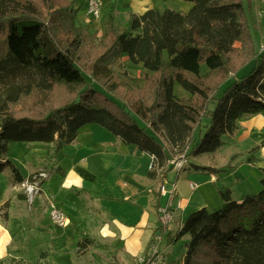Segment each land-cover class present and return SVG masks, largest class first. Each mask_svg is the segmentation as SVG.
Instances as JSON below:
<instances>
[{"label":"trees","instance_id":"obj_1","mask_svg":"<svg viewBox=\"0 0 264 264\" xmlns=\"http://www.w3.org/2000/svg\"><path fill=\"white\" fill-rule=\"evenodd\" d=\"M183 1L191 4L186 13L128 12L123 29L111 8L95 45L71 27L82 8L76 0H0V170L21 184L9 144L45 145L57 155L82 127L97 125L148 155V176L172 171L170 160L184 151L190 167L213 172L191 159L223 151L240 120L264 113V50L257 53L249 29L244 4L252 0ZM123 57L141 68L138 76L113 67ZM176 83L188 98L174 94ZM261 174L258 193L233 199L220 187V209L186 215L172 241L189 239L171 264H264ZM93 243L82 234L74 246Z\"/></svg>","mask_w":264,"mask_h":264},{"label":"crops","instance_id":"obj_2","mask_svg":"<svg viewBox=\"0 0 264 264\" xmlns=\"http://www.w3.org/2000/svg\"><path fill=\"white\" fill-rule=\"evenodd\" d=\"M162 1L121 0L122 4H128L127 12L135 14H142L150 8L172 10L168 7L160 9ZM185 3L179 5L178 12L186 13L191 8V4ZM188 97L182 95L179 98ZM239 122L237 127L240 124L241 133L237 140L234 136L224 138L229 149L234 146L240 150L250 142L252 150L264 141L262 116ZM160 141L163 142L161 138ZM14 144H9V148ZM19 145L27 150V159L16 162L10 155V149L7 155L24 179L39 171L47 172L48 178L39 180L38 194L29 202L20 184L13 182L10 169L4 167L0 170V208L6 205L0 211V264H134L136 258L145 253L157 228V210L164 206L159 189L173 170L165 175L163 170L162 174L155 176H148L149 168L145 173L134 171L131 165L135 161L148 159L150 164L151 158L133 146L123 145L97 125L81 128L73 143L57 155L52 147L45 145ZM261 153L262 156L257 155L263 159L262 163L256 166L263 170L264 147ZM200 156L191 161L206 167V161ZM233 166L231 163V168ZM184 171L186 177L195 174L202 178L203 174L206 175V172L196 170L188 163L176 174L174 182ZM191 191L192 195L187 199H182V192L179 195V191H176L181 209L175 211L173 222L179 220L178 229L187 212L209 209L203 197ZM241 192L243 194L245 191ZM51 204L66 215L68 226L61 228L51 223ZM151 217L154 223H151ZM149 225L151 235L141 247ZM73 230L77 236L73 235ZM170 232L169 229L167 233ZM82 234L93 240V246L84 250L74 246L75 238L79 239Z\"/></svg>","mask_w":264,"mask_h":264},{"label":"rangeland","instance_id":"obj_3","mask_svg":"<svg viewBox=\"0 0 264 264\" xmlns=\"http://www.w3.org/2000/svg\"><path fill=\"white\" fill-rule=\"evenodd\" d=\"M109 4V2H112ZM78 4H82V0H76ZM110 0L105 2L103 0V8H102V15L99 20L93 22V21H87L85 14H84V8L82 5L81 10L76 16V19L72 22L71 27L74 28V31L80 32L86 31L90 38L93 39V42L95 45L99 44V40L101 38V34L103 32V26L104 23L107 20L108 11L111 9L114 13H116V21L120 28H124L126 21L128 20V12L129 9L128 4L126 5L125 2L122 4L121 0ZM183 0H163L159 7L160 9H163L165 7L171 8L173 11L178 12L180 4H183ZM187 4V3H185ZM180 5V6H179ZM244 7L246 9L247 13V19L249 22V29L250 33L253 39V43L255 45L257 53L260 51L261 48H264V5L256 0H252L251 7L247 5V3L244 4ZM124 11H120V10ZM183 13V12H182ZM113 67L117 70H123L129 73L131 76H138L140 72L142 71L139 66H133L131 65L126 57L121 58L116 64L113 65ZM253 67V64L247 65L241 72H239L238 76L246 75ZM208 72L205 66L201 67V73L204 74ZM230 76L233 78L232 74ZM174 94L177 97H181L182 95L188 96L186 92L182 90V88L176 83L174 85ZM258 116H262L264 118V113L256 114L253 116H249L250 120L256 119ZM246 119V118H244ZM243 119V120H244ZM240 123V122H239ZM87 126V125H85ZM84 126V127H85ZM83 128V127H82ZM239 133H241V127L240 124L237 127V130L234 134V137H239ZM20 143H15L14 146L11 147V149L8 146V150L10 149V155L13 157V159L20 163L19 161H22L24 159H27V150L21 149ZM264 141L260 142L255 146L252 150H257L255 153L251 154L249 156V153L251 152V144L250 142H247L241 149L239 150L238 147H232V148H225L223 151L216 153V154H205L200 156L203 161H206V167H212V171H208L210 174H206L202 176V178L199 175L191 174L188 177H186L187 173L184 171L179 176V180L174 182V178L177 173L176 171H172L168 174V179L165 180L163 183H174L176 191H179V195L182 192V199H187L192 195V191L188 187V183L191 182L196 185L195 192H198L201 197H203L206 204H208V211L213 212L215 210L220 209L222 207V201L218 197L217 194V188L220 187H229L232 192V198L233 199H239L245 194L253 193L256 194L260 191V179L263 177L261 174V170L256 166V164L259 162L262 163V158L258 157L262 156V153L260 154V150L262 147H264ZM250 149L249 151H247ZM7 150V151H8ZM239 151L245 152L240 153ZM238 152V153H237ZM251 157L252 160H255V163H248L247 159ZM192 160V159H191ZM257 161V162H256ZM231 163L234 165L233 168H231ZM149 162L148 159H141L138 161H135L134 164L131 165L132 169L136 172L145 173L147 171V168H149ZM235 168V170H234ZM181 172V171H180ZM237 172V173H236ZM235 173V174H232ZM215 178V179H214ZM216 180V182H213ZM234 186V187H233ZM233 187V188H232ZM241 191H245L243 194ZM241 193V194H240ZM239 195V196H238ZM161 203L165 206L167 203L168 195H162L161 196ZM178 203V198L175 200L174 204ZM181 204L182 201H181ZM220 205L218 207L217 205ZM191 212H187L186 215H188ZM151 223H154L153 217L150 218ZM178 226H179V220L174 221L169 229L171 232L166 234L162 238V245L161 248L164 250L165 253L169 255V258L172 262L176 261L177 259H180L182 255L184 254V244L188 241V236H183L180 239L176 241H172V238L177 234L178 232ZM150 225L146 228V233H144V240L141 244V247L147 243L146 241L149 239L151 232H150ZM170 235V236H169ZM152 239V238H151ZM92 249H98L95 247H92ZM143 253V252H142ZM140 257V256H139ZM111 259V257L109 258Z\"/></svg>","mask_w":264,"mask_h":264},{"label":"built area","instance_id":"obj_4","mask_svg":"<svg viewBox=\"0 0 264 264\" xmlns=\"http://www.w3.org/2000/svg\"><path fill=\"white\" fill-rule=\"evenodd\" d=\"M264 5V0H256ZM84 8V14L87 21H97L102 15L103 0H82ZM264 48H261V53ZM188 160L186 151L180 152L174 156L169 165L172 166L173 171L180 172L185 166H187ZM149 170H152L149 165ZM161 174V171H158ZM48 173L45 171L36 172L29 178L25 179L21 184L20 188L24 191L29 202L32 201L33 197L38 194V182L39 180H46ZM190 190H195L196 185L193 183L188 184ZM160 194L168 195L167 203L163 207H159L157 210V228L152 235V239L149 242L147 249L143 255L136 258L134 264H171L172 261L169 255L164 252L161 248L162 238L167 234L170 225L173 223L174 214L176 210L181 209V205L178 202L174 204L176 200V189L174 183H162L159 189ZM49 219L55 226L64 228L68 226L69 220L66 215L57 206L51 204L49 209Z\"/></svg>","mask_w":264,"mask_h":264}]
</instances>
